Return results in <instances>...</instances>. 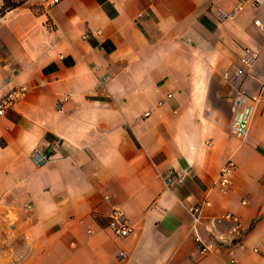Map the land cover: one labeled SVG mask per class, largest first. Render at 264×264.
Masks as SVG:
<instances>
[{
	"label": "crops",
	"instance_id": "crops-1",
	"mask_svg": "<svg viewBox=\"0 0 264 264\" xmlns=\"http://www.w3.org/2000/svg\"><path fill=\"white\" fill-rule=\"evenodd\" d=\"M236 4L21 0L0 13V95L26 88L0 116V264H264V114L243 141L231 129L235 98L264 84V4L222 16ZM206 198L201 234L231 211L241 246L199 252L188 207ZM115 203L125 237L108 228Z\"/></svg>",
	"mask_w": 264,
	"mask_h": 264
},
{
	"label": "built area",
	"instance_id": "built-area-1",
	"mask_svg": "<svg viewBox=\"0 0 264 264\" xmlns=\"http://www.w3.org/2000/svg\"><path fill=\"white\" fill-rule=\"evenodd\" d=\"M45 7L53 6L60 3L62 0H40ZM264 4V0H237V4L234 9L222 16H233L236 12L244 9H257L260 5ZM254 25L264 32V18L254 17ZM264 47V45H262ZM257 52L253 49L246 48L244 54L241 57L242 66H249L256 58ZM234 75H240L243 73V68H236L232 71ZM231 72H224L225 77H229ZM26 88L24 86H17L7 90L0 95V116L4 115L6 110L13 107L18 100L24 94ZM169 94L168 96H170ZM161 101L159 102V104ZM233 118L231 122L232 132L240 140H245L249 133L250 123L256 113L264 114V84L261 85L259 91L256 94L249 95L245 92L235 98L232 106ZM146 112L145 115H148ZM48 156L35 148L32 152V160L36 165H41L48 160ZM235 162L232 159H227L221 166L214 182L213 188L219 192H224L228 189L232 182V176L235 170ZM166 182L170 184L172 179L166 178ZM109 199V196H106ZM211 201L209 199H203L197 203H194L188 207V213L191 218L189 230L193 235L194 240L198 245L199 252L203 255L215 252L222 246L239 247L242 245V237L244 234V226L240 217L231 211H225L220 213L215 220L217 222H226L227 227L225 230L215 232V230H209L212 234L210 237H204L201 234L200 226L203 223V210L205 207L210 206ZM108 228L113 235L117 237H125L129 235L133 228L130 224L127 216L120 207L119 204H112L108 215ZM231 251V250H230ZM120 259H124V253H119Z\"/></svg>",
	"mask_w": 264,
	"mask_h": 264
},
{
	"label": "trees",
	"instance_id": "trees-1",
	"mask_svg": "<svg viewBox=\"0 0 264 264\" xmlns=\"http://www.w3.org/2000/svg\"><path fill=\"white\" fill-rule=\"evenodd\" d=\"M21 2V0H5L3 6L0 8V13L4 12L6 9L16 6Z\"/></svg>",
	"mask_w": 264,
	"mask_h": 264
}]
</instances>
